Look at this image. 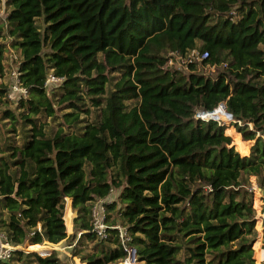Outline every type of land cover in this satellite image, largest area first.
I'll list each match as a JSON object with an SVG mask.
<instances>
[{
	"label": "trees",
	"instance_id": "obj_1",
	"mask_svg": "<svg viewBox=\"0 0 264 264\" xmlns=\"http://www.w3.org/2000/svg\"><path fill=\"white\" fill-rule=\"evenodd\" d=\"M1 2L0 78L5 34L26 89L9 100L0 80L8 240L41 252L44 240L74 238L82 264H122L115 229L104 238L90 230V203L115 189L102 201L105 221L125 226L142 264H253L248 186L253 175L264 188V0ZM190 49L206 55L178 64L185 70L170 62ZM205 64L214 72L197 69ZM49 72L60 80L45 86ZM219 102L225 109L212 116L224 127L194 116ZM242 139H253L248 154ZM64 196L75 210L70 233ZM37 251L13 249L0 264H69Z\"/></svg>",
	"mask_w": 264,
	"mask_h": 264
},
{
	"label": "built area",
	"instance_id": "obj_2",
	"mask_svg": "<svg viewBox=\"0 0 264 264\" xmlns=\"http://www.w3.org/2000/svg\"><path fill=\"white\" fill-rule=\"evenodd\" d=\"M196 54V56H194ZM206 55V51H202L199 55L194 49H190L188 51H185L183 55H178L176 53L177 60L180 59L181 62L183 61H191V58L194 56L195 60L201 59ZM16 58V56H15ZM209 65V64H205ZM203 66V65H202ZM212 66V65H211ZM213 67V66H212ZM18 71L16 68V65L13 64L11 65L8 70H7V85L6 89L4 92V96L9 99V100H16L19 97L25 96L26 89L22 85H20L19 79H18ZM60 80V77L54 76L50 72L46 75V78L44 80V85H48L50 82H57ZM221 107L222 109L224 108L223 102L217 103L215 107H213L211 110H202L198 109L194 112V116L198 117L200 119H216L212 116L213 110L215 108ZM227 112V111H226ZM229 113V112H228ZM218 120V119H217ZM218 122V121H217ZM219 123V122H218ZM222 124V123H220ZM223 125V124H222ZM251 182V181H250ZM248 189L251 190L252 192V205L254 201V192L257 194L256 199L258 201L257 206L253 205L254 209V217L258 219V228L256 227V236L254 237L253 242L257 241V256L252 254L253 257V264H264V245L262 244L261 237H262V229L264 227V194L261 193V189L257 187V185L254 182H251L248 186ZM65 202H63V210H62V219L63 223L65 221L64 213H65V208L66 205L68 207V211L71 213L69 216V222H70V228L69 230H66L65 226V231H70L71 229V223H72V218L75 215L74 210L70 207L69 204V197L64 196L63 197ZM105 199L109 198H96L90 203V230L94 233V235L98 238H104L106 234V229L108 228H114L116 231V235L119 241V245L122 247L124 251V255L119 259V262L122 264H142L139 260L136 258V250L135 247L131 244H129L127 241L129 239V235L126 231L125 226L115 223L112 225H109L105 221V214L106 211L103 207L102 201ZM73 211V212H72ZM80 231L76 232V235L78 236ZM49 242V241H48ZM41 244V243H40ZM50 245H44L45 247L43 250L37 251L33 248L29 247L28 245L25 246H20V245H15L13 244L10 240H8L6 234L4 231L0 230V259H8L11 255V252L13 249L16 248H21L25 251L28 250H35L37 251L40 255H47L53 248H58L56 246L57 242H49ZM253 244V243H252ZM28 248V249H27ZM253 248V247H252ZM254 248L252 251L254 252ZM73 257V256H72ZM74 258V257H73ZM76 263V262H75ZM77 264H82L78 259H77Z\"/></svg>",
	"mask_w": 264,
	"mask_h": 264
},
{
	"label": "rangeland",
	"instance_id": "obj_3",
	"mask_svg": "<svg viewBox=\"0 0 264 264\" xmlns=\"http://www.w3.org/2000/svg\"><path fill=\"white\" fill-rule=\"evenodd\" d=\"M1 7H2V2H1ZM0 10H1V8H0ZM2 38L4 39V42H5V50L7 51V54H8V65H7V67L9 68L11 65H13V64H15L14 63V59H15V56H16V54H17V52L14 50V48H10L9 49V47L8 48H6L8 45H9V38H7V36L5 35V34H3L2 35ZM11 51V52H10ZM15 51V52H14ZM6 54V55H7ZM170 62H172V63H174V66H178V67H181V69H183V70H185V67H183L182 65H178V64H181V60L180 59H178L177 60V57H174L173 58V60H172V58H171V61ZM197 69H199L201 72H203V73H205V74H209V73H213L214 71V67H212L211 65H203V66H198V68ZM115 75L116 74H113V78H112V80L114 79V77H115ZM129 103H132L133 102V100H129L128 101ZM90 115H91V113H86V114H81V116L84 118V119H88L89 117H90ZM41 119H45V121H47L48 123H50L51 124V129H54V123H53V121H50V119L48 118V117H41ZM216 121H218L219 122V124L220 123H222L223 124V127H224V122L222 121V120H217V119H215ZM233 120H235L233 117H232V119L231 120H229V122L228 123H230L231 124V126H232V128L235 130V128H234V126H233ZM237 122V121H236ZM239 122V121H238ZM249 124V123H248ZM250 125V124H249ZM224 132H225V128H224ZM235 132L237 133V135H238V137L240 138V135H239V133L235 130ZM226 133V132H225ZM230 136V135H229ZM231 137V136H230ZM241 139V138H240ZM231 140H232V137H231ZM242 140H249V142H251L250 144H249V146H248V150H247V153H243V154H248V152H249V149H250V146L253 144V142H252V139H242ZM86 168V167H85ZM254 176L253 175H250L249 176V180L251 181V182H254ZM250 182V183H251ZM255 183V182H254ZM256 184V183H255ZM258 188H260L259 186H257ZM261 189V188H260ZM115 191V189L113 190V191H111L110 193H109V195L110 196H106L107 198H110V197H115V193L116 192H114ZM252 193V192H251ZM253 196H254V199H255V197L257 196V194L254 192V194H253ZM63 202H65V200H64V198H63ZM253 203H254V201H253ZM253 206V205H252ZM254 206H256V205H254ZM67 207V206H66ZM68 208V207H67ZM65 210H66V208H65ZM74 210V209H73ZM73 212V211H72ZM74 212H75V210H74ZM64 216H65V214H64ZM69 216V215H68ZM67 216V217H68ZM255 217H256V215H255ZM254 217V218H255ZM65 219H66V217H65ZM258 219L257 218H255V222H254V225H253V230H254V232H255V236H256V226H255V223H256V221H257ZM64 224V223H63ZM257 224H258V222H257ZM72 230V227H71V229H70V231ZM70 231H66V233H70ZM77 237V235L75 234V238ZM69 240L68 239H65V240H59V241H57V244H56V246L58 247V248H53V250H55V251H57L58 253H59V255H60V257L63 259V260H65L67 263H69V264H71V263H75V264H77V259H78V256L77 255H73L72 254V247H73V244H74V242H75V240H74V238L73 239H71L69 242H68ZM61 243V244H60ZM41 245H50L49 244V242L48 241H42L41 242ZM91 245V241H87V243H86V245L80 250V253H82V252H84V251H86L87 250V248L89 247ZM28 249V248H27ZM89 249V248H88ZM253 249V248H252ZM35 251V250H34ZM252 254H254V252L252 251ZM72 256H75L74 258L72 257ZM79 260V259H78Z\"/></svg>",
	"mask_w": 264,
	"mask_h": 264
},
{
	"label": "crops",
	"instance_id": "obj_4",
	"mask_svg": "<svg viewBox=\"0 0 264 264\" xmlns=\"http://www.w3.org/2000/svg\"><path fill=\"white\" fill-rule=\"evenodd\" d=\"M1 12H2V7H1V10H0V14H1ZM10 49V48H9ZM17 53H18V50H15ZM14 51V52H15ZM11 52V51H10ZM4 59H3V65H4V72H3V76H2V79H3V81H5V80H8V76H7V70H8V67H7V65H8V54H7V51L5 50L4 51ZM7 54V55H6ZM17 55V54H16ZM1 78H0V80H2ZM254 180V179H253ZM62 241V240H61ZM61 244V243H60ZM73 257H75V256H73ZM71 264H75V263H71Z\"/></svg>",
	"mask_w": 264,
	"mask_h": 264
},
{
	"label": "water",
	"instance_id": "obj_5",
	"mask_svg": "<svg viewBox=\"0 0 264 264\" xmlns=\"http://www.w3.org/2000/svg\"><path fill=\"white\" fill-rule=\"evenodd\" d=\"M228 112V111H227ZM229 114L231 115V113L229 112ZM232 117V116H231ZM234 121V120H233ZM231 144H233V142H231ZM234 145V144H233ZM261 193L264 194V188H261Z\"/></svg>",
	"mask_w": 264,
	"mask_h": 264
},
{
	"label": "clouds",
	"instance_id": "obj_6",
	"mask_svg": "<svg viewBox=\"0 0 264 264\" xmlns=\"http://www.w3.org/2000/svg\"><path fill=\"white\" fill-rule=\"evenodd\" d=\"M226 111H227V110H226ZM234 121H235V120H234ZM234 121H233V122H234ZM252 140H253V139H252ZM240 154H241V153H240ZM252 207H253V206H252Z\"/></svg>",
	"mask_w": 264,
	"mask_h": 264
}]
</instances>
